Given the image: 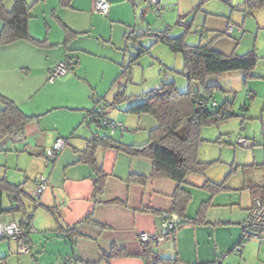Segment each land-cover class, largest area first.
Returning a JSON list of instances; mask_svg holds the SVG:
<instances>
[{
  "label": "crops",
  "instance_id": "crops-1",
  "mask_svg": "<svg viewBox=\"0 0 264 264\" xmlns=\"http://www.w3.org/2000/svg\"><path fill=\"white\" fill-rule=\"evenodd\" d=\"M15 1L6 0V8L11 10ZM62 1L27 0L34 4L30 34L44 44L20 40L0 46V95L32 117L23 135L6 139L1 145L0 156L3 153L13 156L15 170L20 173L13 181L8 176L6 179L21 185L22 182L16 181H22L25 176L36 194L35 179L40 175L48 177L49 191L46 192L49 193L41 197L49 208H55L59 219L53 216L58 227L52 235L55 226L43 225L38 220V211L36 216L27 212L32 225L31 253L19 254L14 241L3 240L0 242V264H107L103 256L110 254L113 246L128 255L114 257L108 264H150L141 257L143 245L139 234L162 235V224L167 221L163 214L172 210L177 183L151 178L153 163L148 159L99 146L95 156L107 178L104 194L96 203L93 199L94 170L84 162L82 155L90 139L107 134L95 122L86 123V118L93 111L100 112L105 118L125 126L124 133L116 132L114 136L119 135L115 140L125 145L145 144L156 126L155 120L148 115L129 114V108L139 100L118 104L108 94L110 90L115 93L114 89L108 87L121 63L136 58L139 53L134 54L136 49H144L141 42H148L152 51L159 44L148 36L141 38L137 45L126 38L132 33L168 31L170 37L184 36L186 44L191 45L186 35L188 29L173 27L181 16L189 30H204L207 44L212 43L215 50L236 53L240 44L232 38L235 26L231 36H226L225 32L232 23L228 17L234 16L235 6L231 4L237 0H161L159 13L146 7L143 0H109L107 17L94 12V0ZM247 25L245 21L244 27ZM69 59L76 61L78 70L50 83L52 69ZM91 63L109 65L113 72L105 71L101 83H95L87 76ZM160 65L165 64L160 61ZM208 85L219 86L220 91L227 93L221 78L210 77ZM125 87L121 92L131 97L125 93ZM91 95L98 96V102L91 103ZM101 95L109 101H102ZM250 95L249 100H254V95L252 98ZM3 109L0 102V111ZM58 138L66 140V148L47 165L45 152ZM7 142H18L17 149L8 147ZM233 165L225 174L229 176L222 181L204 179L200 175L188 176L185 189L191 194V200L186 219H196L206 204L204 222L182 223L173 235L151 245L150 249L160 258L177 259L178 264H264L263 241L253 240L250 242L259 244L245 245L240 252L236 250L254 200L264 195V167L261 166L264 158ZM131 176L146 177L148 181L145 185L129 182ZM207 181L223 184L226 189L214 192L204 187ZM6 197L10 206H15V200L9 194ZM41 205L38 203L36 208ZM89 216L105 229L84 222ZM21 220V214L0 216V223L4 224ZM74 227L71 238L66 230ZM253 248L256 249L254 254Z\"/></svg>",
  "mask_w": 264,
  "mask_h": 264
},
{
  "label": "trees",
  "instance_id": "trees-1",
  "mask_svg": "<svg viewBox=\"0 0 264 264\" xmlns=\"http://www.w3.org/2000/svg\"><path fill=\"white\" fill-rule=\"evenodd\" d=\"M5 2L6 0H0V20L2 22L0 46L9 45L20 40H30L37 44H44L45 42L35 40L29 31V23L32 18L31 11L34 4H29L27 0H16L12 9L8 10ZM62 2L64 3V0ZM246 4L249 5V8H255L262 6L264 0H247ZM147 36L154 38L155 44H163L173 53L182 55L184 61V71L182 74L186 76L189 82V90L187 92H179L175 82L163 83L160 88L141 95L140 100L129 108V114L137 116L148 115L156 122L155 128L149 133L148 141L140 146L125 145L115 140L113 138L114 136L109 134L108 129L101 125V120L107 119L104 114L96 111L91 112L90 114L94 115V119L91 122H95L97 126L107 130L108 135L103 137L95 135L90 139L87 148L83 151L82 158L94 170L93 199L96 203H99L98 199L104 194L107 178L95 156V150L99 146L116 149L135 158H145L152 161L153 172L151 178H164L177 183V189L173 195L172 210L168 214H163L167 221H173L174 217H179L181 220V223L175 222L177 228L171 232V235H173L182 223L204 222L206 204L201 207L198 217L194 220L186 219L185 214L191 200V194L185 189V186L188 185V176H204L211 166V163H201L199 161V149L204 142L201 138L202 130L217 126L236 116L232 111L231 103L227 100L218 104V106L211 104L213 94L221 90V88L219 86H209L208 79L236 71H252L257 66L258 56L254 49L244 55H238L235 52L231 54L219 52L213 48L212 43L191 46L186 44L184 36L172 38L169 36L168 31H148L143 35L132 33L126 39L128 42L137 45L141 38ZM146 52L147 50L141 49L137 57L131 59L132 63L136 64L137 60ZM67 61L74 62V66L71 69L73 70L77 65L76 61L73 59ZM194 83H198L202 91L198 106L192 98V93L195 88L193 86ZM131 98L126 97L121 92L115 96V102L121 104ZM0 102L4 105V109L0 111L1 152V145L6 139L15 138L24 134L32 117L25 115L13 101L1 95ZM64 141L66 143V140ZM218 141L221 142L223 139ZM50 163L46 160L47 165ZM261 166L264 167V165ZM245 168L248 167L246 166ZM147 181L148 178L142 176H131L129 179V182H138L142 185H145ZM204 187L210 188L214 192L226 189L223 184H215L209 181L205 183ZM21 193L23 192L20 186H14L6 178H0V216L22 214V220L14 222L26 230V237L29 242L28 224H31V217L28 216L27 210L20 198ZM8 194L9 197L15 200V206H4L5 198ZM263 197L264 195L261 198ZM114 203H118V201H114ZM46 209L56 220H59L53 210L55 208L47 207ZM152 212L158 214L155 211ZM84 222L105 229L103 226L94 222L91 216L87 217ZM73 230H75V227L66 230L68 236L71 238L73 237ZM150 247L143 245L141 255L150 264H178L177 259L160 258ZM127 255L126 252L113 246L110 254H104L103 260L108 264L109 260L114 257Z\"/></svg>",
  "mask_w": 264,
  "mask_h": 264
},
{
  "label": "rangeland",
  "instance_id": "rangeland-1",
  "mask_svg": "<svg viewBox=\"0 0 264 264\" xmlns=\"http://www.w3.org/2000/svg\"><path fill=\"white\" fill-rule=\"evenodd\" d=\"M246 2L247 0H237L235 3L231 4L235 6L232 10L234 16L233 18H228H230V22H232L231 25L234 24L233 26L236 28V33L232 38L240 44L236 50V54L244 55L254 49L258 56V63L256 68L252 71H236L217 77V79L221 78L223 89L227 90V93L220 90L217 91L214 94V100L218 104L226 100L230 102L232 111L236 116L217 126L204 128L202 130L201 138L204 142L199 149V161L201 163H211V166L203 176L204 179L222 181L229 176V174H225L229 171L232 164H234L233 167H235L237 164L244 165L256 159L262 160L264 158V4L259 7L249 8ZM245 21L248 23L246 27H244ZM173 27H178L180 29V27L177 26V21H175ZM200 32H203L204 36H200ZM186 35L190 37L189 43L193 46L207 44V42H209L205 37L206 32L204 30L191 29L188 30ZM171 37L175 38L174 36ZM140 44L147 52L142 55L138 64H133L132 61L128 59L121 63L119 71L114 75V81L111 79L109 83L110 87H108L110 89L113 88L115 93L111 92V90H106V92L109 91V96H112L111 100H115V96L124 89V86H126L124 90L125 93L132 97L130 100L134 101L136 99L140 100V96L145 92L153 90L156 87H161L163 83L175 82L179 92H187L189 90V82L186 76L182 74L184 71V61L181 54L173 53L163 44L154 46L156 48H154L153 51L151 50L153 47H151L148 42H141ZM137 51L136 49L134 54H136ZM160 61L165 65H160ZM109 68V65L91 63L90 71L89 74L87 73V76L93 82L101 83L102 75L105 71L110 73L113 72ZM76 70L78 69L75 68L73 71H69V73ZM162 72L168 74V79H164V73ZM155 83H157L154 85L155 87H151L152 84ZM193 86L201 88L198 83H194ZM103 91L105 92V90ZM250 94L254 95V100H249L248 95ZM101 97H104L102 101H109L105 96L101 95ZM96 98L99 100L98 96ZM90 99L91 103H94L92 95ZM103 131L108 135V131ZM118 135L119 134L113 138H117ZM228 137L232 139V142H235L238 137H243L252 141L255 146L252 149L235 148L229 142L225 144L222 143V141H218L221 139H228ZM7 143H9L8 147H15V149H17V145L19 144L18 142ZM6 154L7 153H3L0 156V178H7L8 176L9 180L13 181L14 176H20V173L18 172V174L15 170V158L13 156H6ZM239 167L242 168V166ZM11 175L12 179H10ZM25 180L26 177L22 176V181L16 182H22V184L18 186L22 188L23 193L20 194V198L27 212L30 215L36 216L35 214L38 211V218L40 217L38 220H40L41 223L43 222V225L55 226L50 233L53 235L58 224L55 223L53 215L45 210L49 205L45 203V198L42 199V197H38L34 193L31 189L32 183ZM10 184L17 186V184ZM48 193L49 192L45 193V197ZM40 202L42 204L41 207L36 208L37 204ZM4 205L10 206L7 199H5ZM53 210L55 211V209ZM261 241L264 242V239L259 242ZM259 242H248L246 246L255 243L259 244ZM255 250V248L252 249L253 254Z\"/></svg>",
  "mask_w": 264,
  "mask_h": 264
},
{
  "label": "built area",
  "instance_id": "built-area-1",
  "mask_svg": "<svg viewBox=\"0 0 264 264\" xmlns=\"http://www.w3.org/2000/svg\"><path fill=\"white\" fill-rule=\"evenodd\" d=\"M146 7L152 9L154 12L159 13L161 11V0H143ZM93 10L95 13L107 17L110 12V1L109 0H94ZM177 26H181L187 28L189 30V26L186 21L180 16L177 20ZM234 31L233 25H228L225 35L231 36ZM200 36H204L203 32L199 33ZM139 52L141 50H138ZM74 66V62L66 61L59 63L56 65L51 72L49 82L53 83L56 79L65 76ZM165 74V78L167 79V73ZM202 95V91L199 87H195L192 93V98L196 105L198 106L200 103V96ZM252 98V95H250ZM93 100L98 102V99L93 96ZM211 104L213 106H218V103L212 99ZM94 119L93 114H89L86 118V123H90ZM101 125L106 127L111 136H114L116 132L120 131L124 133L126 131L125 126L122 123H117L114 121H110L108 119H102ZM223 143L227 144L228 142L233 145L235 148H245L252 149L254 147V143L248 139L243 137H238L235 142H232V139L228 137V139H224ZM66 148V143L63 139L58 138L55 140L53 145L46 150L45 158L47 162H52L56 159L58 154H60ZM36 195H43L49 188V179L48 177L41 175L36 178ZM28 234L32 232V225L28 224ZM177 228V224L175 221L169 220L165 221L162 224V235H154L148 232H142L139 234V241L144 246H151L154 244H158L163 239L169 237L171 232ZM26 230L17 224L16 222L11 223H0V242L6 239L12 240L17 244V250L19 254H29L31 251L30 244L28 242V238L26 237ZM264 238V197L256 198L254 200V204L250 210L249 217L247 221L244 223L242 227V240L239 247L236 249L238 252L242 250V248L252 240H260Z\"/></svg>",
  "mask_w": 264,
  "mask_h": 264
},
{
  "label": "water",
  "instance_id": "water-1",
  "mask_svg": "<svg viewBox=\"0 0 264 264\" xmlns=\"http://www.w3.org/2000/svg\"><path fill=\"white\" fill-rule=\"evenodd\" d=\"M137 50H141V48H138ZM174 221H179V219L177 217H174Z\"/></svg>",
  "mask_w": 264,
  "mask_h": 264
}]
</instances>
